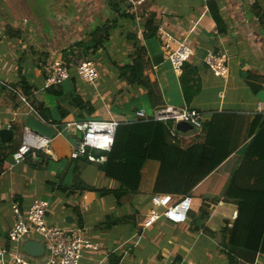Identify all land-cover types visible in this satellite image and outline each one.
I'll return each mask as SVG.
<instances>
[{
	"label": "crops",
	"instance_id": "0c3cea01",
	"mask_svg": "<svg viewBox=\"0 0 264 264\" xmlns=\"http://www.w3.org/2000/svg\"><path fill=\"white\" fill-rule=\"evenodd\" d=\"M217 3L225 32L218 31L208 5L202 0H144V4L129 11L136 15L135 24L112 9L108 0H0V79L13 87L27 80L33 88L29 99L39 114L36 117L29 112L0 83V129L11 123L14 131L15 126L22 130L6 142L11 150L21 144L26 127L32 130L28 125L32 118L54 133L45 136L52 139L57 160L72 159L70 153L79 139V131L65 125L78 121L71 99L73 90L95 107L94 116L132 120L135 110L145 107L137 104L145 100V91L120 81L117 65L129 61L135 40L127 34H134L139 45L147 48L164 105L188 106L206 113L201 128L188 126L186 131L180 130V145L189 147L207 142L216 148L218 156L224 157L216 170L194 186L192 209L183 223L164 217L147 223L148 213L154 207L152 197L164 194L153 191L160 169L156 159L146 163L140 191L125 197L122 207L112 197L92 192L70 196L47 190L46 182L55 179L58 171L48 170L45 159L37 160L36 154L20 163L6 160L7 173L0 181V244L15 220L12 201H18L26 210L35 198H42L50 204V225L78 226L73 208L79 207L85 232L100 242L101 248L86 255L80 264H111L109 251L116 247L122 255L119 264H231L224 246L227 238L224 230L237 218L233 213L238 215V198L245 192L264 190V182L258 181V175H264V158H260L264 153V115L257 113L259 106L264 105V18L258 15L264 13V0L254 3L217 0ZM150 14L155 15L158 29L163 25L173 36L189 39L195 48L189 63L198 68L202 87L190 104L183 94L180 70H175L171 61L163 57L158 30L155 38L143 37L142 20ZM105 25L114 28L106 49L100 48L92 58L100 73L97 84H87L79 77L75 82L71 77L61 85L64 93L61 99L46 94L45 89L50 86L47 76L54 63L64 59L67 48L89 40L91 32ZM211 51L228 54L227 76L215 75L207 67L205 56ZM246 73L261 75L258 82L262 88L258 92L246 81ZM15 88L22 90L20 86ZM57 105L63 107L60 115ZM40 109L50 118L44 119ZM254 123L256 129L250 134ZM260 131L261 136H257ZM43 161L42 165L36 164ZM236 167H239L236 182L228 183ZM89 168H93L91 174ZM80 175L86 183L98 188L118 186L94 166H84ZM231 183L229 198H225ZM176 195L174 199L180 198ZM158 210L162 211V207ZM203 210L207 214L201 221ZM114 213L122 216L136 213L138 228L130 222L111 229L98 228L99 223ZM33 240L40 241L38 237ZM244 264H264V254H258L254 263Z\"/></svg>",
	"mask_w": 264,
	"mask_h": 264
},
{
	"label": "trees",
	"instance_id": "16d2710c",
	"mask_svg": "<svg viewBox=\"0 0 264 264\" xmlns=\"http://www.w3.org/2000/svg\"><path fill=\"white\" fill-rule=\"evenodd\" d=\"M207 5L211 16L216 22L218 31L225 32V27H222L223 21L217 0H210ZM110 6L120 16H125L135 24L136 15L134 12H129L133 10V5L130 2L112 0L110 1ZM258 15L260 18H264V13ZM141 25L142 34L146 40L157 36L158 24L154 14L148 15L142 20ZM113 28L114 25L99 27L90 33L89 40L78 42L72 48L84 51L92 59L100 48L106 49V44L111 38V30ZM127 37L135 40V47L129 55V61L125 64L117 65L118 79L125 81L131 87L142 88L145 91V99L150 109L164 106L162 93L158 81L154 77L153 64L148 57L146 46H140L134 34H127ZM66 57L67 51L64 53V59ZM74 72L73 70L71 71L69 78L72 77L76 82L78 76ZM179 72L185 100L190 104L193 98L199 94L202 87L198 68L188 61L183 64ZM245 77L254 92H258L262 88L258 82L261 80V75L255 76L254 74L246 73ZM62 84L50 85L45 89V93L51 94L56 99H61L64 94ZM17 86H20L23 93L30 98L33 88L27 80L24 79L19 85H14V87ZM3 87L9 90L5 86ZM71 99L74 102L76 119H92L96 109L89 101H85L75 90L71 93ZM62 108L59 105L56 106V111L59 115L63 112ZM40 114H42L44 119L50 118L43 109H40ZM54 119L57 120L56 118ZM255 125L257 124L254 123L252 125L250 134H253L256 129ZM261 134L262 132L260 131L257 136H261ZM11 149L10 143L2 142L0 139V168L3 167L6 160L10 161L13 159L12 155L15 150ZM34 154H36L35 157L39 161L40 159H45L48 170L57 169L58 171V176L55 179L46 182L47 190H56L60 193H67L70 196L82 194L85 191L92 192L102 197H112L119 207H122L125 197L140 191L143 177L142 170L149 160L156 159L160 162V169L153 191L172 196L177 194L176 196L180 197L191 195L194 186L216 170L224 160L223 156L217 155L216 148L210 146L207 142L195 143L189 147H182L180 143L172 142L169 137V125L153 120L120 124L117 127L114 143L110 151L91 149L76 159L65 157L57 161L46 157L42 151H36ZM261 154L263 156L261 155L262 157L260 158H264V153ZM32 158L33 156L30 153L26 160ZM44 161L36 164L42 165ZM89 165L96 167L106 178L116 181L118 186L115 188H98L86 183L81 178L80 172L84 166ZM238 168L236 167L232 172L228 183L231 181L236 182ZM250 179L253 180L251 175ZM258 181L262 184L264 175H258ZM232 183L226 191L225 198H229L228 195L231 192ZM238 203V215L234 224L231 227H227L226 231L224 230L227 237L224 246L231 264L254 263L258 254H264V190L245 192L238 198ZM73 212L78 226L83 228L85 221L81 210L79 207H74ZM206 214V211L203 210L200 217L201 221ZM129 222L132 227L138 228L136 213L123 216L119 213H114L99 223L98 228L111 229ZM139 231L141 232L142 229H139ZM7 238L8 236L3 244L9 247ZM94 239L97 240L96 238ZM108 256L111 264H119L122 258L117 247L110 250Z\"/></svg>",
	"mask_w": 264,
	"mask_h": 264
},
{
	"label": "built area",
	"instance_id": "2783aa9c",
	"mask_svg": "<svg viewBox=\"0 0 264 264\" xmlns=\"http://www.w3.org/2000/svg\"><path fill=\"white\" fill-rule=\"evenodd\" d=\"M112 1V0H108ZM130 2L133 10L138 8L144 0H122ZM207 4L210 0H202ZM254 3L256 0H248ZM158 37L162 42L163 57L171 61L175 70L179 71L185 62L191 60L195 55V48L189 39L182 40L173 36L163 25L159 26ZM228 54L222 52L216 54L213 51L205 56L207 67L215 75L225 77L229 73ZM1 65V53H0ZM75 71L81 81L96 85L100 73L96 63L82 50L67 48V57L52 66L47 76L49 85L61 84ZM0 83L9 91L18 95L23 104L28 107L29 112L38 116L37 108L30 99L11 84L0 79ZM257 113L264 115V105H260ZM206 119V113L200 109L188 106L164 105L147 110L138 108L132 120L127 118H111L99 120H74L66 123V127H74L82 136L72 147L70 157L76 159L86 154L88 150L100 149L110 151L115 138L117 127L122 123L136 121H160L169 125V137L172 142L180 140V130L177 128L179 122H185L191 127L201 128ZM6 128L12 129L11 123ZM42 151L48 158L57 160V154L53 149L52 139L43 134L25 128L22 142L14 151L12 157L15 163H20L31 153ZM154 207L148 213V222L151 223L162 217L175 223H183L188 219L192 209L193 198L185 195L178 199L170 194L154 195L152 197ZM162 207V211L158 210ZM11 209L14 214V223L8 231L7 242L9 247L0 244V264H80L82 259L90 253H95L101 248L100 242L85 232L80 226L60 227L48 223L50 204L42 198H35L31 205L24 210L18 201H12ZM237 216V212L233 213ZM38 237L44 246L42 255L37 258L26 256L21 251L27 240ZM38 241V240H37ZM46 250L48 252L46 253Z\"/></svg>",
	"mask_w": 264,
	"mask_h": 264
},
{
	"label": "water",
	"instance_id": "95a60500",
	"mask_svg": "<svg viewBox=\"0 0 264 264\" xmlns=\"http://www.w3.org/2000/svg\"><path fill=\"white\" fill-rule=\"evenodd\" d=\"M188 126L190 125H188L185 122H179L177 124V128L181 131H186L188 129ZM14 134L15 133L13 129H9L6 127L0 129V139L5 143L11 141L12 138L14 137ZM23 248H24V252L27 255L34 256V257H38L42 255L44 251L43 244L38 241H34V240L25 242Z\"/></svg>",
	"mask_w": 264,
	"mask_h": 264
},
{
	"label": "rangeland",
	"instance_id": "374dc122",
	"mask_svg": "<svg viewBox=\"0 0 264 264\" xmlns=\"http://www.w3.org/2000/svg\"><path fill=\"white\" fill-rule=\"evenodd\" d=\"M143 4H144V2H143ZM141 9H144V8L141 7ZM142 11H143V10H140V11H139V14H140V15H141V12H142ZM21 91H22V90H21ZM16 96H17L18 99L21 101L20 97H19L18 95H16ZM137 104H139V105H143V106L146 107L147 110H150V108L147 106V101H146V99H145L144 101H138ZM145 107H143V108H145ZM36 117H37V116H36ZM99 119H100V117L95 115V116L92 117L91 120H99ZM28 125H29V127H30L32 130H34V131H36V132H39V133H41V134H43V135H47V136H49V135L53 136V135H54V133L48 131V129H47L42 123L37 122L36 120H34V119H32V118L30 119ZM21 131H22V130H21L20 128H18V127L15 126V131H14V133L16 132L15 135H19ZM74 131L77 133V131H76L75 129H74ZM81 136H82V132H78V133H77V137L80 138ZM73 139L75 140V137H74ZM91 170L93 171V168H89V173H90V174H91ZM6 173H7V168L5 167V165H3V167L0 168V181H2V179L4 178L3 176H5ZM88 175H89V174H86V176H88ZM85 192H86V191H85ZM21 251H22L23 253H25V252H24V248H22ZM47 252H48V250H46V253H47ZM29 257L34 258V256H29Z\"/></svg>",
	"mask_w": 264,
	"mask_h": 264
}]
</instances>
